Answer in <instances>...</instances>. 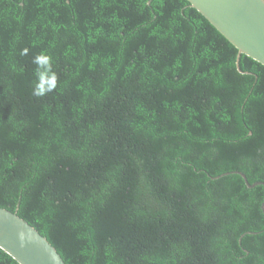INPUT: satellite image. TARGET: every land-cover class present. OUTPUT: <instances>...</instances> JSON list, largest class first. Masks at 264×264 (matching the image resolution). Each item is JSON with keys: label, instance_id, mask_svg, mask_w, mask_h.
<instances>
[{"label": "trees", "instance_id": "trees-1", "mask_svg": "<svg viewBox=\"0 0 264 264\" xmlns=\"http://www.w3.org/2000/svg\"><path fill=\"white\" fill-rule=\"evenodd\" d=\"M237 54L187 0H0V207L66 264H264V65Z\"/></svg>", "mask_w": 264, "mask_h": 264}, {"label": "water", "instance_id": "water-1", "mask_svg": "<svg viewBox=\"0 0 264 264\" xmlns=\"http://www.w3.org/2000/svg\"><path fill=\"white\" fill-rule=\"evenodd\" d=\"M187 1L236 47L238 69L241 54L264 65V0ZM242 177L250 187L264 186V182L250 184L243 173ZM0 248L19 264H66L46 237L16 212L2 207Z\"/></svg>", "mask_w": 264, "mask_h": 264}, {"label": "clouds", "instance_id": "clouds-1", "mask_svg": "<svg viewBox=\"0 0 264 264\" xmlns=\"http://www.w3.org/2000/svg\"><path fill=\"white\" fill-rule=\"evenodd\" d=\"M26 49L22 54H26ZM37 67L36 75L39 82L34 87L33 94L43 96L48 92L53 91L57 86V76L52 71L51 57L48 55H38L33 59Z\"/></svg>", "mask_w": 264, "mask_h": 264}]
</instances>
